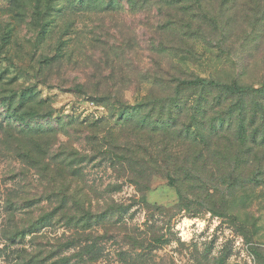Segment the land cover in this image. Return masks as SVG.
I'll list each match as a JSON object with an SVG mask.
<instances>
[{
	"label": "rangeland",
	"instance_id": "rangeland-1",
	"mask_svg": "<svg viewBox=\"0 0 264 264\" xmlns=\"http://www.w3.org/2000/svg\"><path fill=\"white\" fill-rule=\"evenodd\" d=\"M146 1L149 13L118 0L111 12L64 16V0H0V264H264V184L254 181L264 160L250 137L235 148L224 134L209 150L162 137L197 103L207 119L236 104L210 109L216 93L183 92L187 106L171 113L175 86L157 83L175 69L160 32L169 17ZM236 1L222 11L243 25L217 24L184 77L264 85V0ZM253 99L230 134L242 119L251 133ZM30 129L50 145L37 168L19 157ZM66 158L74 176L54 177Z\"/></svg>",
	"mask_w": 264,
	"mask_h": 264
},
{
	"label": "trees",
	"instance_id": "trees-1",
	"mask_svg": "<svg viewBox=\"0 0 264 264\" xmlns=\"http://www.w3.org/2000/svg\"><path fill=\"white\" fill-rule=\"evenodd\" d=\"M104 0H64L61 8V13L65 16L70 12L80 13L87 10L95 11H107L113 9V6L119 4L118 0H107L104 6ZM130 7L134 9L150 12L147 9V1L137 2L136 0H127ZM159 6L158 10L163 11L168 15L169 19L160 27V32L168 35L169 44L167 45L171 60L173 61L175 68L173 72L167 73L169 78L163 76L157 83H161L164 86H175V91L172 94L170 103L172 104L171 113L178 116L183 112L182 107L187 106L186 101H181L183 92H195L200 91L205 94L216 93L218 96L217 102L210 109L221 108L229 104L232 106L236 104L235 108H228L226 111L223 109L217 111L212 119H207L208 112L205 110L202 114L200 111L201 104L197 103L193 107V114L189 122L183 127L176 129L177 131L171 136L169 133L163 134L162 137H170L171 141L176 144L188 145L190 148H194L198 145V141L204 143V147L209 150L211 147H218L222 142L221 140L226 135L231 138L227 140L232 142V145L236 148L239 145L246 147V139L250 137V146H252V152L254 158L257 160L258 166L264 160V85L261 88L253 89L251 87H244L233 84H220L213 80L198 78V77H184L182 72L183 62L196 54L198 44L207 47L211 44V41H216V34L218 31V25H225L233 32L238 27L243 25L239 22L234 14L226 13L228 10L222 11V7H228V5L234 6L237 4L236 0H160L155 2ZM219 10V13H218ZM221 11V13H220ZM227 17V20L224 18ZM162 46V47H161ZM162 53L167 50L166 46L161 45ZM165 47V48H164ZM212 49V48H210ZM177 70L178 72H175ZM156 83V84H157ZM161 86V85H160ZM257 97L258 100H254L257 104L258 110L253 113L249 126L251 127V133L244 126V119L239 120L238 125L231 132V126L235 120V112L239 111L244 113L243 105L246 98ZM19 100L21 105H28L31 102L30 97L20 96ZM137 108V107H136ZM130 111V109L126 108ZM135 110V109H134ZM28 115L13 116L16 121L22 122ZM146 119L140 121V125H146ZM176 120L173 123L164 122L168 126H172L175 130ZM227 123V129L223 130V127ZM178 124V123H177ZM142 131V127L138 126ZM163 132H168L163 130ZM31 135V140L27 146L21 148L19 154L20 159L24 164L33 168H37L42 164L45 158L48 157L50 151V145L44 142L39 133L34 130H28ZM29 146V147H28ZM59 159V158H58ZM67 160L60 159L56 162V169L62 171L57 172L54 177H60L67 172L66 169L73 168L75 160L66 158ZM50 168V165H46ZM55 166V165H54ZM63 167V168H62ZM189 171H184L186 175ZM75 170L73 169L70 176H74ZM168 185L171 188L175 186V179L172 176L167 177ZM254 181L259 184H264V171L260 168H256ZM259 251V250H258ZM252 255L257 254L256 249L251 250ZM257 256V255H256Z\"/></svg>",
	"mask_w": 264,
	"mask_h": 264
}]
</instances>
